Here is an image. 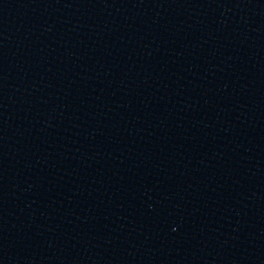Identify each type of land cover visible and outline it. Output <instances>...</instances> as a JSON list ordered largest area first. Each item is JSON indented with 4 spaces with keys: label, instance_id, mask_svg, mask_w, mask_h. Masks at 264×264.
Returning <instances> with one entry per match:
<instances>
[{
    "label": "water",
    "instance_id": "95a60500",
    "mask_svg": "<svg viewBox=\"0 0 264 264\" xmlns=\"http://www.w3.org/2000/svg\"><path fill=\"white\" fill-rule=\"evenodd\" d=\"M0 264H264V0H0Z\"/></svg>",
    "mask_w": 264,
    "mask_h": 264
}]
</instances>
